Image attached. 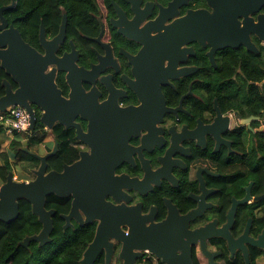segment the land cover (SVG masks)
Wrapping results in <instances>:
<instances>
[{
  "label": "flooded vegetation",
  "instance_id": "flooded-vegetation-1",
  "mask_svg": "<svg viewBox=\"0 0 264 264\" xmlns=\"http://www.w3.org/2000/svg\"><path fill=\"white\" fill-rule=\"evenodd\" d=\"M173 1L141 0L135 5L131 0H91L81 9L77 5L79 21L74 23L60 6L57 27L33 13L40 5H50L48 0L29 5L31 23L39 19L37 36H22L44 55L41 24L51 40L67 13L66 37L56 54H70L79 71V87L91 93L97 106L90 102L95 106L92 122L78 115V127L57 123L49 129L38 124L42 110L33 105L36 126L9 138L8 149L0 152V167L7 160L14 177V168L21 166L31 174L26 180H32L40 165L33 155L50 153L56 144V153L47 160L48 172H62L66 164L82 160L83 153L96 161L116 156L104 191L109 204L104 214L106 242L92 264H167L151 247L163 251L185 230L193 264H264V117L255 113L249 98L251 86L264 83V0H178L161 15ZM147 3L151 7L146 8ZM195 11H216L219 23L210 34L207 26L197 27L205 34L194 35L191 21L179 24ZM143 51H148L145 64H163L157 76L166 81L160 90L167 109L160 120L147 123L126 110L143 103L138 82L154 76L137 74ZM53 68L55 83L69 98L67 71L55 63L47 70ZM10 81L16 89L18 84ZM102 105L106 108L101 112L111 120L100 124L95 108ZM3 182L0 179V186ZM91 192L85 187L67 197L50 194L46 201V208L56 211L49 243L58 231L71 233L84 248L79 264L101 223L100 218L91 220L90 210L98 206ZM42 227L40 222L25 237ZM170 249L169 257H174Z\"/></svg>",
  "mask_w": 264,
  "mask_h": 264
},
{
  "label": "water",
  "instance_id": "water-1",
  "mask_svg": "<svg viewBox=\"0 0 264 264\" xmlns=\"http://www.w3.org/2000/svg\"><path fill=\"white\" fill-rule=\"evenodd\" d=\"M135 5L141 0H131ZM187 1V0H183ZM16 0H11L10 4L0 7V67L3 68L7 75L18 84L16 89H13L11 81L4 79L2 85L5 88V93L0 97V112L7 111L12 106L23 107L29 116V126L34 128L37 122V114L33 105H36L42 110L39 121L52 129L57 123L64 125L66 128H74L75 117L78 115L93 120L91 110L97 106L91 93H83L79 87L76 76L79 74L78 69L69 60V55L58 57L56 51L66 37L67 31V13L64 12L62 24L59 34L53 39H46L45 24H41L40 41L46 48V54L40 53L35 47L28 43L22 36L19 28L14 24L9 23L8 18L4 15V11L15 6ZM178 0L170 3L169 7L162 9L166 12L176 7ZM152 3H147L146 8L151 7ZM117 10L118 6L116 5ZM161 17V16H160ZM219 23V17L215 12L206 14L205 12L195 11L190 16H186L178 20L180 25H187L191 21L194 35H202L197 27L207 26V34L215 28ZM157 22V21H155ZM153 22L146 25L148 29ZM183 28V27H182ZM145 39L146 48L150 47L151 39L148 35ZM73 44V43H72ZM213 44V43H212ZM214 45V44H213ZM220 47V46H214ZM148 56V51L138 56L142 58L137 62V74L140 75H154L148 79L140 80L138 82V90L141 93L143 103L137 109H126L127 115L130 113H138L142 116V122H152L160 120L165 109L164 97L160 90V84L165 83L157 76L163 71V64L156 66L153 63L145 64L144 61ZM67 61V64L64 62ZM57 64L58 69L67 71V79L71 86L70 97L66 98L62 95L61 89L55 83L56 68L47 70L50 64ZM144 77V76H143ZM78 83V84H77ZM95 106H93L92 104ZM106 108L102 105L97 109L98 120L97 123L103 124L110 121L108 114L101 112ZM102 115V117H101ZM90 141V140H88ZM26 150H28L26 148ZM57 144L54 150L45 155L34 154L40 161V165L34 170L35 178L32 180H17L12 171H9L6 180L0 186V222H11L16 220L20 215V200L26 199L32 205V212L38 216L43 227L41 231L34 235L26 236L20 241V245L28 247L30 241H36L39 246H44L52 239L50 233L54 228L53 216L55 210H48L46 208L47 196L56 194L67 197L81 192L85 187L92 189L91 194L95 196V201L98 204L96 208H92L91 220L93 218H100L101 223L96 239L89 245L84 252L82 264H92L100 251V247L104 245V224L105 211L109 207L104 199V191L106 182L108 180V170H111L110 164L114 162L115 157L108 158L105 161H100L93 156H87L83 153V158L72 165H65L62 172L47 171L48 158L56 153ZM69 223L70 216L65 217ZM67 226V225H66ZM187 230L185 233L175 234L171 243H168L163 251L151 247L167 264H193L191 255V246L187 244ZM136 241V240H135ZM193 235L191 243L193 242ZM107 260H109L112 252L111 244H106ZM149 246V245H147ZM170 251H173L174 257H169ZM123 256L124 253L122 252Z\"/></svg>",
  "mask_w": 264,
  "mask_h": 264
},
{
  "label": "trees",
  "instance_id": "trees-1",
  "mask_svg": "<svg viewBox=\"0 0 264 264\" xmlns=\"http://www.w3.org/2000/svg\"><path fill=\"white\" fill-rule=\"evenodd\" d=\"M35 1L40 3L39 1L41 0H17V4L14 7L4 11V15L29 40L36 38L39 26V19L34 20L37 24L31 23L30 15L33 13L37 12L35 16H41L46 24L51 23L57 27L62 16V6L68 10L71 23H74L79 21V14L76 13L78 6L81 9L85 3L91 0H48L50 5H40L33 10V13L29 14L32 9L29 5ZM10 3L11 0H0V7ZM6 78L10 80V76L0 67V96L5 92L2 82ZM249 98L250 106H254L255 113L264 117L263 81L251 86ZM240 108L243 107L240 106ZM38 124L43 125L39 121ZM0 130H2V127H0ZM19 136L20 134L16 135V137ZM14 143L17 144L19 142L15 141ZM9 168H11L10 163L6 160L5 166L0 167L1 180L5 181ZM39 226L40 222L36 215L33 214L30 202L26 199H21L19 217L8 223L0 222V264H79L78 258L84 248L83 246L79 247L80 240H76L69 232H56L54 240L44 246H39L37 242H32L28 247L20 245V241L23 240L25 235L36 231ZM58 228L59 230L61 229L60 223L58 224Z\"/></svg>",
  "mask_w": 264,
  "mask_h": 264
},
{
  "label": "built area",
  "instance_id": "built-area-1",
  "mask_svg": "<svg viewBox=\"0 0 264 264\" xmlns=\"http://www.w3.org/2000/svg\"><path fill=\"white\" fill-rule=\"evenodd\" d=\"M0 125L9 137L22 134L29 128V116L21 106H12L5 112H0Z\"/></svg>",
  "mask_w": 264,
  "mask_h": 264
},
{
  "label": "rangeland",
  "instance_id": "rangeland-1",
  "mask_svg": "<svg viewBox=\"0 0 264 264\" xmlns=\"http://www.w3.org/2000/svg\"><path fill=\"white\" fill-rule=\"evenodd\" d=\"M0 127H2V126L0 125ZM9 138L10 137L7 135L6 132H4L2 130L0 131V146H1L0 152L1 151H5V149L6 150L8 149V147H9V141H10ZM24 165H25V163H23V166ZM14 169H15V177H16V179L19 178V179L26 180V178H28V177L30 178L31 177V174L28 171L24 170L21 166L15 167Z\"/></svg>",
  "mask_w": 264,
  "mask_h": 264
}]
</instances>
